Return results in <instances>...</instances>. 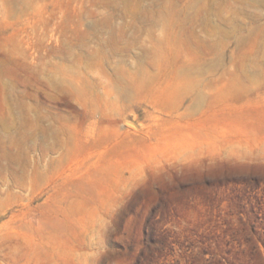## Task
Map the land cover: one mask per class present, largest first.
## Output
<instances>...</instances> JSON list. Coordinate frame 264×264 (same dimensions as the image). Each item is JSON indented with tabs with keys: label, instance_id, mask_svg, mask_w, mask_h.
Instances as JSON below:
<instances>
[{
	"label": "rangeland",
	"instance_id": "rangeland-1",
	"mask_svg": "<svg viewBox=\"0 0 264 264\" xmlns=\"http://www.w3.org/2000/svg\"><path fill=\"white\" fill-rule=\"evenodd\" d=\"M0 264H264V0H0Z\"/></svg>",
	"mask_w": 264,
	"mask_h": 264
}]
</instances>
